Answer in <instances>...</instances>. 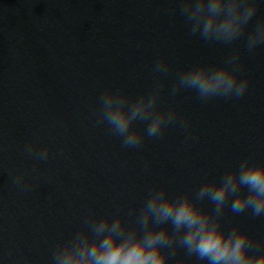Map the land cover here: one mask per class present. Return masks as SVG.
Segmentation results:
<instances>
[{"label":"water","instance_id":"obj_1","mask_svg":"<svg viewBox=\"0 0 264 264\" xmlns=\"http://www.w3.org/2000/svg\"><path fill=\"white\" fill-rule=\"evenodd\" d=\"M258 2L249 32L264 21ZM180 7L179 0H0V264H50L54 248L90 215L126 216L150 189L194 193L245 159L264 164V46L249 52L246 37L205 42L189 34ZM236 52L239 75L250 80L241 98L172 94L182 72L224 66ZM162 60L166 74L154 71ZM157 88L159 110L179 114L162 137L124 147L97 124L106 90L135 99ZM29 145L50 149L48 159L30 156ZM21 174L25 190L13 183ZM222 227L264 243V216L251 210H226ZM195 259L181 249L171 264Z\"/></svg>","mask_w":264,"mask_h":264},{"label":"clouds","instance_id":"obj_2","mask_svg":"<svg viewBox=\"0 0 264 264\" xmlns=\"http://www.w3.org/2000/svg\"><path fill=\"white\" fill-rule=\"evenodd\" d=\"M180 13L190 25L189 34L205 42L230 45L246 37L249 52L264 46V21L249 32L250 22L259 10L258 0H179ZM240 54H232L224 66L200 65L179 75L172 94L181 89L194 90L201 100L215 97L241 98L250 85L241 79ZM169 65L158 62L155 72L167 73ZM160 88L135 99L120 90H106L99 97L97 124H106L121 138L122 146H142L146 138L162 137L169 125L178 121L174 110H159ZM147 122L141 131L136 125ZM186 125V121H179ZM25 151L37 160H47L50 149ZM26 174L13 177L25 190ZM204 201L213 207L210 211ZM241 214L251 210L253 218L264 216V164L245 159L235 170L226 171L219 180L203 183L194 193L172 195L166 187L153 188L139 209L125 215H90L85 227L58 244L50 264H171L182 249L193 264H264L257 254L264 243L256 241L239 227H222L225 211ZM256 250V251H253ZM179 264H186L180 260Z\"/></svg>","mask_w":264,"mask_h":264}]
</instances>
